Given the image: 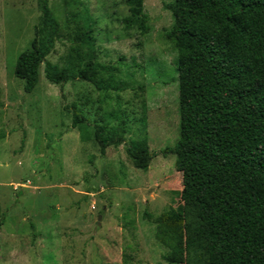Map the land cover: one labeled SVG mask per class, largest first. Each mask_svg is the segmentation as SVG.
I'll use <instances>...</instances> for the list:
<instances>
[{
	"label": "rangeland",
	"instance_id": "374dc122",
	"mask_svg": "<svg viewBox=\"0 0 264 264\" xmlns=\"http://www.w3.org/2000/svg\"><path fill=\"white\" fill-rule=\"evenodd\" d=\"M169 1L143 0L140 34L120 24L123 0H47L58 33L25 93L14 65L43 13L39 0H0V264H169L146 216L182 204L175 156L162 153L179 136ZM84 13L96 19L93 60L114 68L98 75L101 88L68 77L83 62L70 47ZM71 104L89 122L72 127ZM97 125L123 142L101 154ZM141 138L153 152L146 171L126 153Z\"/></svg>",
	"mask_w": 264,
	"mask_h": 264
},
{
	"label": "trees",
	"instance_id": "16d2710c",
	"mask_svg": "<svg viewBox=\"0 0 264 264\" xmlns=\"http://www.w3.org/2000/svg\"><path fill=\"white\" fill-rule=\"evenodd\" d=\"M123 1V29L147 33L143 0ZM39 3L41 27L14 65L25 93L36 87L58 33L47 0ZM164 8L172 19L164 36L176 51L179 136L162 153L175 156L182 204L146 216L169 264H264V0H170ZM80 17L70 50L83 62L68 77L101 88L98 75L114 68L93 60L96 19ZM71 109L72 127L89 122L75 104ZM94 137L101 154L123 142L103 125ZM126 153L143 171L153 157L146 138L130 140Z\"/></svg>",
	"mask_w": 264,
	"mask_h": 264
},
{
	"label": "water",
	"instance_id": "95a60500",
	"mask_svg": "<svg viewBox=\"0 0 264 264\" xmlns=\"http://www.w3.org/2000/svg\"><path fill=\"white\" fill-rule=\"evenodd\" d=\"M99 219V218H98Z\"/></svg>",
	"mask_w": 264,
	"mask_h": 264
}]
</instances>
